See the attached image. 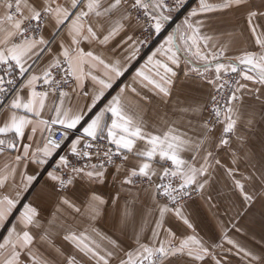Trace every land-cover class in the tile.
<instances>
[{
  "label": "crops",
  "instance_id": "0c3cea01",
  "mask_svg": "<svg viewBox=\"0 0 264 264\" xmlns=\"http://www.w3.org/2000/svg\"><path fill=\"white\" fill-rule=\"evenodd\" d=\"M28 2L34 3L35 0ZM57 2L65 7L70 6L69 0H57ZM112 2L113 0H102L100 11L108 8ZM224 2L225 0H207V3L212 5H220ZM36 6L39 7V4ZM193 8H199V0L191 5V10ZM191 10L184 14L179 24H182ZM251 11L258 13L252 18V25L248 23V14ZM3 13V7H0V17ZM152 13L157 15L155 11ZM260 13H264V0H245L240 5L199 13L191 18L193 23L197 20L203 21L201 35L211 37L207 48L213 52L224 51L219 62L226 66L235 63L241 70L233 91L238 99L229 101L238 113V117H233L236 126L227 138L226 120L211 134L207 133L203 122L205 109L218 76L215 70L216 61H213L211 67L205 71L204 62L195 57L192 58V63H188L181 54L180 63L176 66L171 64L163 50L157 51L176 27L163 35L167 24L173 19L169 12L164 11V14L171 16V19L163 23L159 33L155 31V37L161 36V39L148 51L142 46L139 36L142 25L134 18L127 4L121 3L119 7L100 17L90 14L85 24L92 25L100 40L117 25L122 27L106 44H101L98 40H92L91 43L81 41L79 47L85 52L93 51L94 54L100 55L106 63L120 61L123 75L115 77L114 73L104 69L103 66L92 69V74L101 79H107V76L113 79L112 87L104 90V96L90 111L88 109L92 105L93 92L100 87L90 77L84 79L83 88L77 86L78 82L74 78L73 87L65 92L68 95L62 98L59 94L48 92L40 118L45 120L54 118V108L60 105L62 99L64 110L71 109L72 113L82 111L83 119L81 124L77 125V129L72 130L76 135L48 157L44 164L35 162L33 153L36 157L42 155L36 150L44 147L48 133L46 130L41 135L38 127L36 134L33 135L32 126L29 125L25 129L23 138L13 133L0 134V139L6 141L4 145H0L4 148V151L0 152V176L7 177L3 186H0V197L9 196L15 199L18 192L21 194L12 215L3 226H0V243L4 242L14 223L17 232L22 233L25 230L17 220L24 204H32L39 212L38 226H29L27 229L34 237L33 242L28 247L15 249L19 252V256L14 264H40V261H47V264H103L98 257L90 253L85 254L72 241L64 239L73 232L89 237L86 242L100 256H104L108 264H121V261H127L129 253L132 254L133 261L137 260L141 245L153 248L159 247L161 242L178 245L188 237L199 240L208 248L209 254L201 260L190 257L185 252L168 256L161 264H217V262L264 264V84L257 80L244 79L242 72L245 66L240 65L237 59L245 53L259 55L264 52V47L256 42L257 36L264 40V15ZM23 14L30 16L31 12L23 8ZM68 23L65 22V25L57 28L55 21L51 17L48 19L41 34L48 43L38 45L33 50L34 53H39L38 56L30 53L23 58L26 68L35 65L29 78L37 75L43 79V73L53 68L52 65L57 59L65 62L62 55L63 47H75L71 45ZM253 26L256 28L255 33L251 30ZM2 28L0 39L5 37L7 31L12 30L7 22L3 23ZM84 34L87 35V32L85 31ZM17 37H14L8 45H0V48L10 47ZM22 42L23 40L16 44ZM202 50L207 51L203 48V44ZM150 56H153L154 62L168 63L175 72V76H170L172 83L168 86L169 94L166 96L151 85L145 87L146 82L136 75L138 70L145 71L146 75H151L153 78H157L156 71L162 73V69L154 67V63H148ZM193 68H199L200 71H191ZM249 75L255 73L249 72ZM39 81L34 85L35 90ZM122 88L124 92L121 94V100L124 111L141 122L146 132L162 135L169 129H174L175 134H182L183 139L190 141L180 153L181 158L186 161L185 171L189 167L199 170L206 165V172L197 171L195 178L197 182H202L204 178L203 182L206 184L203 194L185 208L180 216L168 210L163 211L161 215L162 210L166 208L157 200L153 186L134 182L121 183L129 175L128 170L138 167L141 162V158L133 153H128L129 158L119 172L116 166L107 167L103 182L89 181L81 174L73 176L72 184L61 190L58 186L59 182L48 175L52 172L62 177L64 166L59 165V157H67L70 153L71 141L82 134L83 127L87 126V123L108 104L113 96L119 94ZM132 88L136 89L135 93L131 91ZM30 92L31 89L25 87L19 95L27 99ZM11 112L9 107L0 110V127L9 120ZM15 112L17 115L25 114L22 109ZM28 115L36 119L34 115ZM105 118L109 123L111 122L110 114ZM52 128L63 129V126L53 125ZM30 136L32 139H29ZM222 140H227V143L222 144ZM7 141L16 143V148H9ZM83 144L82 140L78 148L81 149ZM24 145H30L28 158L17 161L16 157L23 155ZM143 147V143L138 141L136 150H141ZM209 152L211 156H208ZM162 162L159 158L152 162L157 174L151 178L156 179L161 173ZM28 176H34L35 179L25 192L23 184ZM236 181L244 185L243 192L237 187ZM90 193H95L105 201L102 205L94 202V206L99 209V213L95 216L88 211L86 197ZM245 194L252 197L251 201L245 200ZM62 197L72 201L80 208V212L77 213L61 204ZM53 217L55 223L50 225L49 220ZM154 233L157 235L154 236ZM45 234L46 239H42ZM12 239L15 241L16 237L13 236ZM229 240L234 241L235 244L228 243ZM240 248L261 257V261L252 260L245 255V252H240ZM12 253L11 244L0 249V264H5V261L12 257ZM108 253L112 255L109 256ZM33 257L36 258L35 261Z\"/></svg>",
  "mask_w": 264,
  "mask_h": 264
},
{
  "label": "snow or ice",
  "instance_id": "6c2138e0",
  "mask_svg": "<svg viewBox=\"0 0 264 264\" xmlns=\"http://www.w3.org/2000/svg\"><path fill=\"white\" fill-rule=\"evenodd\" d=\"M245 0H225L223 4L212 5L208 4L207 0H199V8H193L187 17H185L182 24H177L171 33L168 34L165 44L161 46L167 56L168 60L172 65L178 66L180 63V56L183 54L188 63H192V58L203 61V67L205 71L211 67L212 62L215 63V70L217 74L221 70L228 71L229 69L232 72L238 70V66L235 63L225 65L220 63V58L224 55V51L220 50L219 52H213L211 49H208V43L211 40V37L206 35H201V27L203 26V21L197 20L195 23L191 21L192 17H196L199 13L212 12L218 8H228L232 5H240L244 3ZM122 0H113L109 4L108 8L100 11L102 7V0H69V7L57 2V0H35L34 3H29L28 0H0V7H3L4 13L0 17V30H3L2 25L4 22H7L11 25L12 30L7 31L3 39H0V45H8V43L16 36L23 37V42L16 44H11L10 47L0 48V64H7L9 68L12 67L10 61H14L17 66H19L20 74L23 75L28 69L25 67L23 58L28 56L30 53L39 55V53H34L33 50L37 48L38 45L47 44L48 41H45L42 36L37 39L34 36L31 38L27 37L25 34L29 31L34 33L39 32L42 26L47 25L48 19L51 17L55 21L57 28L59 26L65 25V22L68 23V34L71 38V45L75 47H63L62 55L65 62L68 64V68L65 70L66 75L74 77L78 82V87L83 88V81L85 78L90 77L95 84H98L99 89H95L92 95V105L89 106V111L92 107H95L96 102L104 96V90L112 87L113 77L105 75L107 79H101L100 77L92 74V69H95L99 66H103L104 69L115 74V77L123 75V71L120 66V61H115V63L109 64L100 56L94 54L93 51L85 52L84 49L80 48L79 45L81 41H88L89 43L92 40H98L101 44H106L114 35L118 33L121 25H117L116 28H113L107 35L103 36V39L100 40L97 36L96 31L93 30L91 24H85V21L89 18L90 14H94L97 17H100L106 13L111 12L113 9H116L120 6ZM184 0H177V6H182ZM39 4V7L36 5ZM27 8L30 12V16H24L23 8ZM132 8H142L145 10V15L150 16L154 20L152 27L157 33H159L163 27V23L171 19V16L165 15L164 11L169 12L173 11L170 9L168 4L165 3V0H134V3L131 5ZM76 10V11H72ZM155 11L157 15L153 16L152 12ZM258 13L251 11L248 14V23L252 25V18L257 16ZM264 15V13H260ZM27 22V23H26ZM35 22V23H33ZM252 32H256V28L252 27ZM85 31L87 35H85ZM131 39V38H129ZM257 44H260L264 47V40H261L260 36L256 37ZM203 48L207 51L202 50ZM166 45V47H165ZM43 51V49H41ZM135 53L133 52V55ZM155 56V53L153 54ZM153 56L148 58V63H154V67L162 69L161 71H156L155 77L151 75H146L145 71L138 70L136 75L142 78V81L146 82L145 87L151 85L154 89L158 90L160 93H163L165 96L169 94V85L172 83L170 76H175V72L172 67H169L168 63H161L160 61H153ZM240 65L245 66V70L242 72V76L246 80H257L259 83L264 84V52L257 55L256 53H245L243 56L237 58ZM87 66V71H86ZM52 67H60V60L57 59ZM191 71L199 72V68H193ZM249 72L255 73V75H249ZM43 83L45 85L52 86L53 83L59 85L58 81L52 79L51 71L46 70L43 73ZM41 79L40 76L32 75L26 82V84L21 85V88L28 87L31 89L30 95L27 99H24L19 95V90L17 95L11 100L9 108L12 110L9 120L0 127V134L13 133L19 138L24 137L25 129L31 125V133L36 134L38 127L40 128L41 135L46 130L48 132V138L43 148H37V152L41 153L40 157H36V154L33 153V159L35 162L44 164L47 162V158L51 157L57 149L61 147L63 141H58L52 136L54 135L52 131L53 125L63 126L62 135L65 139L68 138L70 131L77 129V125L81 124L83 119V112L72 113L71 109H63V100L61 99L60 105L54 108L55 117L51 120H45L40 118L41 113L45 108V101L48 98V92H38L35 90V83ZM5 83L3 77H0V94H4L6 89L2 86ZM8 85H13L14 81L8 80L6 82ZM243 87V85H241ZM133 93L136 92L135 88H132ZM124 92V89H121V92L116 96H113L108 104L102 108L94 118L87 123V126L83 127L82 134L77 136L71 141L70 152L77 157H85L91 160L93 153L87 151V149L95 148V156L100 160L97 164H85L83 167L72 168V173L74 176H80L83 174L84 178H87L89 181L96 180L103 182L104 173L106 171V165L114 163L113 157H119L124 161L128 160V155L125 153H133L136 156L141 158V162L138 167H132L129 169V175L121 181V183L132 184L134 177H148L157 174L156 170L153 169V163L159 158L160 161L169 160L174 165L175 170H169L164 168L161 170V180L165 177H176L180 175L182 183L179 184V190H183L187 185L195 183L197 171L203 173L206 172V165L202 166L199 170L194 167H189L185 171L186 161L183 160L180 156V153L185 149V146L190 143L189 140L183 139L182 134H175L174 129H169L167 132L162 135H156L148 133L145 131L144 126L141 122L135 120L132 116L128 115L122 106L121 94ZM88 95L87 93H84ZM65 92H60V97L67 96ZM138 95V94H137ZM215 100V98H213ZM238 97L235 93H232L230 100H237ZM22 109L25 114L17 115L15 110ZM213 112L217 117L221 115L224 116V119L227 121V126L225 127V132H231L236 126V120L233 119L234 116L238 117V113L234 108L229 104L226 106L225 111L222 113L219 108L214 107ZM28 114H32L36 119H32ZM110 114L111 122L105 118ZM42 126V127H41ZM207 127V125H206ZM210 130V129H209ZM29 139H32L30 136ZM84 141L83 149L78 148L81 144V141ZM100 141H107L112 147H108L103 151V158H101L100 148L101 145L98 143ZM140 141L143 143L144 147L141 150H136L137 142ZM6 141L0 139V145H4ZM222 144H226L227 140H222ZM7 146L9 148H16V143L12 141H7ZM30 145H24L23 155H18L16 157L17 161L21 159L28 158ZM114 148V151H113ZM4 148L0 147V152H3ZM208 156H211V153H208ZM69 161L66 156L59 157L60 166H68ZM123 165H117L116 170L119 172ZM14 172V169H13ZM48 175L53 179L59 182L61 188L66 185L72 184V179L69 178L65 181L62 177L54 175L52 172H49ZM7 177L0 176V186H3ZM35 179L34 176H28L26 182L23 184V189L25 192L28 191L30 186H32V181ZM237 187L243 192L244 185L240 181H236ZM200 188H203L204 185H199ZM163 189V194L169 196L171 199L176 200L179 198L178 195H173L178 191L177 188H173L171 183L169 184H159L156 186V191ZM20 193H17L15 199L9 196L0 197V226H3L5 221L8 220V217L12 215L13 209L16 208L20 200ZM31 195V193H29ZM245 200L251 201L252 197L247 194L244 195ZM88 204V211L95 216L99 213V209L94 206L96 204H104L105 201L95 193H90L86 197ZM61 204L66 205L69 208H72L75 212L79 213L80 208L77 207L69 199L62 197ZM162 210L161 215H163ZM179 214V213H177ZM39 212L37 207H34L32 204H24L23 211L20 212L17 220L19 224L25 229L21 232H17L16 224L14 223L11 229L8 232V236L4 238V242L0 243V249L5 248L7 245L11 244L13 247L12 257L5 261V264H14L15 259L19 256V252L15 251L17 247L25 248L32 244L34 237L27 230L29 226L37 225V217ZM187 223V221H185ZM55 223V218L49 220V224ZM160 225L158 224V227ZM157 235L154 233V236ZM13 236L16 237L13 241ZM42 239H46V234ZM64 239L72 241L75 246L85 254H91L92 256L98 257L100 261H103V264H108L107 259L104 256H100L98 252L86 241L89 240L84 234L77 235L74 232L65 236ZM94 243V242H93ZM114 243V242H113ZM228 243L235 244L234 241L229 240ZM193 245L196 247L194 248ZM141 251L137 253L138 264H144V261L147 260L149 264H156V261L153 260V257L159 256L161 260L168 256H175L177 254H186L190 257H195L197 259H204L205 255L209 254L208 248L204 247L199 240L195 237H188L178 245H173L171 242H161L159 247H148L146 245H141ZM239 248L238 245H236ZM240 252H245L244 249L240 248ZM111 256V253H108ZM245 255L252 258L254 261H261V257L254 256L250 252H245ZM142 257V259H141ZM35 257L33 260L35 261ZM40 264H47V261H40ZM121 264H136L132 260V254H128L127 261H121ZM219 264V262H217Z\"/></svg>",
  "mask_w": 264,
  "mask_h": 264
},
{
  "label": "built area",
  "instance_id": "2783aa9c",
  "mask_svg": "<svg viewBox=\"0 0 264 264\" xmlns=\"http://www.w3.org/2000/svg\"><path fill=\"white\" fill-rule=\"evenodd\" d=\"M122 1L131 3V5L134 3V0H122ZM190 1L191 0H184L183 5L179 7L177 6V0H165V3L168 4L169 8H178L183 11L185 8L188 7ZM145 2H148V0H145ZM132 12H133L135 19L142 24V29L140 31L139 36H140L143 47L147 48L150 46L152 42L151 41L152 32L154 31V28L152 27V25L154 24V20H152L150 16L145 15V10L142 8H132ZM152 15L155 16L153 13ZM43 28L44 26H42L39 32L34 33L32 31H29L25 35L29 38L35 35V37L38 38L39 36H41L43 32ZM22 40H23V37L18 36L14 40V43H18ZM9 63L12 64L11 68H9L7 64H0V77H3L5 81L2 87L6 89V92L4 94H0V110L5 109L9 106L11 100L17 95L18 90L20 92L21 90L25 88V87L21 88V85L26 84V81L31 75V73L33 72L34 66H35L33 65L30 68H27L28 71L25 72L23 75H21L19 66H17L14 61H10ZM67 68H68V64L64 61L60 62L59 68L57 67L51 68L50 71H51L52 79L54 81H58L59 85L53 83L52 86L50 87L49 85H45L43 83V79H41L36 85V90L40 92L47 91V92H51V93H55L59 95H60V92H67L68 90H70L74 85V77H70L66 75L65 70ZM8 80L14 81V84L11 86L8 85L6 83ZM238 80H239L238 71L236 72L229 71L228 73L223 74L218 78L219 86L213 95V98H215V100L212 99V101H210L207 107V115L204 119V122L207 125V128L214 129L224 119L223 115H221L220 117H217L216 114L213 112V108L214 107L219 108L222 113L225 111V108L228 104L229 97L232 94ZM52 131L54 133L52 138L58 141H63L61 144V147L65 145L70 138L76 135L75 131H70L68 134V138L65 139L64 136L62 135L63 129L52 128ZM48 135L49 134L47 133L46 139L48 138ZM98 143L101 145L100 152H101V158H103V151L106 148L112 147V146L109 145L107 141H100ZM81 149H83V147ZM87 151H90L93 153L91 160L83 156L81 157L74 156L71 152L67 155L69 164L68 166H64V169L62 171V178L65 181H67L69 178H73L74 176V174L72 173L73 167L80 168V167H83L85 164H89V163L97 164L100 162V160L97 159L95 156V151H96L95 148L87 149ZM113 151H114V148H113ZM113 160H114L113 164L106 165V166H111V165H114V164H117L123 161L119 157H113ZM170 178L172 177H165L164 181L166 182V184L171 183V185L174 186V188L178 189V191L176 193H173V195L182 194L184 192H187L188 190L191 191L190 196L192 195L194 188L186 186L183 190H179L178 186L181 182L173 183L170 181ZM58 186H59V189L61 190H65L68 187V185H66L65 187L61 188L60 184ZM160 193L162 194L161 195L162 197H168L170 199V200L168 199L169 204L174 205L179 201V198L176 200H173L169 196L164 195L163 189L160 190Z\"/></svg>",
  "mask_w": 264,
  "mask_h": 264
},
{
  "label": "rangeland",
  "instance_id": "374dc122",
  "mask_svg": "<svg viewBox=\"0 0 264 264\" xmlns=\"http://www.w3.org/2000/svg\"><path fill=\"white\" fill-rule=\"evenodd\" d=\"M195 1L196 0H191L190 2H189V5H188V7L187 8H185L183 11L182 10H180V9H178V8H170V9H173V11H171V12H169V11H167V10H165V12H169L170 14H171V16H173V19L172 20H170V22L167 24V26H166V28H165V30H164V33H163V35L165 34V33H167V32H169L170 30H171V28H173L174 26H176L177 24H179L180 22H181V20L183 19V17H184V14H186V12L188 11V10H191V5L193 4V3H195ZM122 3H124V4H127L129 7H130V10H131V12H132V7H131V3H127V2H124V1H122ZM182 11V12H181ZM132 14H133V12H132ZM154 15H156L155 13H154ZM134 16V15H133ZM135 18V17H134ZM139 22V21H138ZM140 23V22H139ZM142 25V24H141ZM161 39V36L160 37H155V30L152 32V42H151V44H150V46L149 47H147V48H144L145 50L147 49V51L149 50V48L151 47H153L155 44H157V42L159 41ZM143 46V45H142ZM150 48V49H151ZM231 71V70H230ZM238 72H239V78H240V71L241 70H237ZM229 71H222L221 73H219L218 74V76H217V80H216V85H215V87H213V89H212V95H211V99H210V101H212V99H213V95H214V92L216 91V89L218 88V86H219V83H218V78L221 76V75H223V74H226V73H228ZM236 87V86H235ZM235 89V88H234ZM234 91V90H233ZM233 93V92H232ZM232 95V94H231ZM231 95H230V97H231ZM230 97H229V100H228V104H229V101H230ZM210 101L208 102V104H207V106H206V109H205V116H204V118H203V122H204V119H205V117H206V115H207V107H208V105H209V103H210ZM228 104H227V106H228ZM224 120L225 119H223L222 121H221V123H219L214 129H210L209 130V128H207L206 127V124H205V122H204V125H205V127H206V131H207V133L208 134H211V133H213V131L218 127V126H220L221 124H223V122H224ZM231 134H230V132H228V133H226V138L228 137V136H230ZM126 155H128V153H125ZM125 163V161L123 160L122 162H119V163H117V164H114V165H111V166H106V168L107 167H115V166H117V165H123ZM162 169H164V168H167V169H169V170H175V167H174V165L171 163V161H169V160H165V161H163L162 162ZM160 176H161V173L158 175V177L156 178V179H153V178H148V177H134L133 178V182L134 183H136V184H144V185H150V186H153L154 187V189H155V191H156V186L157 185H159V184H166V182L164 181V179L163 180H161V178H160ZM177 177V178H176ZM176 177H172V178H170V181L171 182H173V183H182V179H181V177H180V175H177ZM203 180H204V178H202V182H197V181H195V183H193V184H191V185H187V187H191V188H194V191H193V193H192V195L190 196V194H191V191H187V192H184V193H182V194H178V196H179V201L176 203V204H169L168 202H169V198L168 197H162L161 195V193H160V191H156V196H157V200L159 201V202H161L164 206H165V208L169 211V212H171L172 214H177V213H179V216L181 215V212H183V210L185 209V208H187L189 205H191L195 200H197L202 194H203V189H205V184H206V182L204 183L203 182ZM201 184H203L204 185V187L203 188H200L199 187V185H201ZM173 188H174V186H172ZM169 199V200H168ZM141 259H142V257H141ZM167 259V257L166 258H164L163 260H161L160 259V257L159 256H155V257H153V260H155L156 261V264H161L162 262H164L165 260ZM134 262H136V264H138V260H135ZM144 264H149V262L147 261V260H145L144 261Z\"/></svg>",
  "mask_w": 264,
  "mask_h": 264
}]
</instances>
